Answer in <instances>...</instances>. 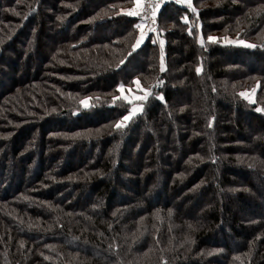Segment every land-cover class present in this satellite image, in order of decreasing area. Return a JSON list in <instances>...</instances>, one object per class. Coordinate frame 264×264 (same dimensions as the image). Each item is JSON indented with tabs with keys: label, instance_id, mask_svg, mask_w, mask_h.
<instances>
[{
	"label": "trees",
	"instance_id": "obj_1",
	"mask_svg": "<svg viewBox=\"0 0 264 264\" xmlns=\"http://www.w3.org/2000/svg\"><path fill=\"white\" fill-rule=\"evenodd\" d=\"M160 1L0 0V264H264V0Z\"/></svg>",
	"mask_w": 264,
	"mask_h": 264
},
{
	"label": "snow or ice",
	"instance_id": "obj_2",
	"mask_svg": "<svg viewBox=\"0 0 264 264\" xmlns=\"http://www.w3.org/2000/svg\"><path fill=\"white\" fill-rule=\"evenodd\" d=\"M132 2H133L134 6L132 8H130V9H127L125 14L128 15V16H131V17H140L141 18V22L140 23H136L134 25V27L136 29L140 30L139 35L136 36V38H135V43H133L131 45L132 50L135 51L143 43V41L145 40V37L147 35V33L145 31V17L147 15V13L145 12L144 0H132ZM176 2L178 4H186L187 7L193 13L197 12V9L195 7H193V5L191 3V0H176ZM147 8L151 9L152 24H156L157 23V20H156L157 10L160 8V3L159 2L149 3V4H147ZM57 19H62V18L61 17H57ZM183 19H184L185 23H187L188 18L187 17H183ZM196 27L198 29L199 25H197ZM148 31H157V29L149 27ZM189 34L190 35L192 34L191 30H189ZM207 39L209 41H211V42H218V38L213 37V36H208ZM225 39H227V38H225ZM153 42H155V41H153ZM197 42L200 43L201 45H203V43H204L203 38L198 36L197 37ZM228 43L241 44V45H244V46L250 47V48L256 47L255 44H248V43H246L243 40H235V41L229 40ZM163 46H164V41L160 40V47H161L160 71L161 72H163L165 70ZM129 55H131V53H129ZM120 63L121 64L124 63V60L122 59L120 61ZM201 71H202V68L200 66H197L196 67L197 74H200ZM133 82L136 84V86L138 88H140V82H139L138 78L135 79ZM124 87L125 86L123 84L118 85V89H120L121 91H123ZM141 91L143 92V95L136 96V97H133L131 99L129 97H122V99H124L129 104H131L133 99L143 101V100H146L148 98V96L151 94V89L150 88H147V89L141 88ZM252 91L255 92V89H253ZM240 95L241 96H245V93L241 92ZM245 98L249 99V101L251 102V96H247ZM115 99H117V98L114 97V100ZM161 99H162V97H161ZM135 111H137V109H135V108L132 109L131 111H129L127 115L123 116V120L127 121L129 119V117L133 115V113ZM256 111L260 112V111H264V109L257 108ZM116 126L120 127L121 124L118 123ZM209 126H211V123L209 124ZM46 259H47V257H46Z\"/></svg>",
	"mask_w": 264,
	"mask_h": 264
},
{
	"label": "rangeland",
	"instance_id": "obj_3",
	"mask_svg": "<svg viewBox=\"0 0 264 264\" xmlns=\"http://www.w3.org/2000/svg\"><path fill=\"white\" fill-rule=\"evenodd\" d=\"M168 1H170V2H172V4H174V5H177V6H184V7H186V8H188L187 7V5L186 4H178L177 2H176V0H168ZM165 3V2H164ZM163 3V4H164ZM134 6V5H133ZM132 6V7H133ZM152 28H154V25H153V27ZM155 29V28H154ZM151 32H153V31H151ZM213 37H216V36H213ZM217 38V37H216ZM225 38H227V37H225ZM225 38H223V39H221V41L222 42H224V43H226V44H233V45H241V44H234V43H228V41L229 40H232V41H235V40H237L236 38H227V39H225ZM159 40V39H158ZM141 86H140V88H138L137 86H136V84L134 85V87L133 88H128V89H123V91H121L120 90V95L122 96V97H129L130 99L131 98H133V97H136V96H140V95H143V92L141 91ZM241 92H243V93H245V96H241V97H243L247 102H249V103H254V101H255V92H253L252 90H249V91H241ZM240 92V93H241ZM247 96H251V102L249 101V99H246L245 97H247ZM145 100H143V101H140V100H135V99H133V101H132V103L130 104V111L132 110V109H137V111H135L134 113H133V115L134 114H136V113H138L141 109H142V104H143V102H144ZM86 106H87V103L85 104ZM131 117V116H130ZM129 117V118H130ZM129 120V119H128ZM127 120V121H128ZM124 121V120H123ZM127 121H124V122H127Z\"/></svg>",
	"mask_w": 264,
	"mask_h": 264
},
{
	"label": "built area",
	"instance_id": "obj_4",
	"mask_svg": "<svg viewBox=\"0 0 264 264\" xmlns=\"http://www.w3.org/2000/svg\"><path fill=\"white\" fill-rule=\"evenodd\" d=\"M155 2H159L161 3L160 0H156V1H152V0H144V6H145V12L147 13L146 17H145V24L147 27H153L154 24H152V18H151V9L147 8V4L149 3H155ZM143 15V14H142ZM139 20H141L140 17H137Z\"/></svg>",
	"mask_w": 264,
	"mask_h": 264
}]
</instances>
